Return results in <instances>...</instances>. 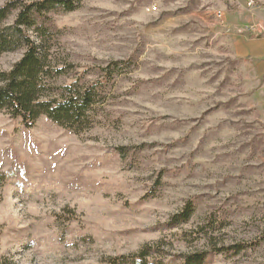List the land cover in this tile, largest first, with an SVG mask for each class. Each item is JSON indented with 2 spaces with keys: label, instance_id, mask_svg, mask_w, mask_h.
I'll use <instances>...</instances> for the list:
<instances>
[{
  "label": "rangeland",
  "instance_id": "1",
  "mask_svg": "<svg viewBox=\"0 0 264 264\" xmlns=\"http://www.w3.org/2000/svg\"><path fill=\"white\" fill-rule=\"evenodd\" d=\"M70 1L28 33L64 68L46 95L94 84L95 110L79 131L0 109V259L264 264L263 72L230 32L264 24V0Z\"/></svg>",
  "mask_w": 264,
  "mask_h": 264
},
{
  "label": "trees",
  "instance_id": "2",
  "mask_svg": "<svg viewBox=\"0 0 264 264\" xmlns=\"http://www.w3.org/2000/svg\"><path fill=\"white\" fill-rule=\"evenodd\" d=\"M59 6L74 8L70 0L30 2L11 0L0 6V24L17 10L12 23L0 26V56L21 47L25 48L21 58L8 71H0V109H5L13 117L20 118L27 127L32 126L40 115H46L66 127L76 126L80 131L95 110L91 105L94 103L96 85L91 84L81 91L79 88H74L77 86L76 83L67 84L60 86V92L57 94L47 96L46 93H53L48 87L47 78L63 73L64 68L50 67L52 60H47V50L28 33L32 26L37 29V21L40 23L45 11ZM43 34L46 37L40 34L41 37L48 40V33ZM190 215L191 208L188 204L180 213V217L186 221ZM151 249V246H146L139 252L138 258H132L130 264H139L140 257L144 258ZM207 254V252L194 253L187 257L186 263L202 264ZM116 259L113 261L120 263L125 261L124 256ZM0 264H8V262L0 259Z\"/></svg>",
  "mask_w": 264,
  "mask_h": 264
},
{
  "label": "crops",
  "instance_id": "3",
  "mask_svg": "<svg viewBox=\"0 0 264 264\" xmlns=\"http://www.w3.org/2000/svg\"><path fill=\"white\" fill-rule=\"evenodd\" d=\"M245 26V25H244ZM230 32L234 38V48L239 56L252 58V61H258L259 69L263 72L262 83L254 92L253 99L256 100L261 119L264 122V24L257 23L249 26V30L240 26H231ZM240 27V28H239ZM254 100V101H255Z\"/></svg>",
  "mask_w": 264,
  "mask_h": 264
},
{
  "label": "built area",
  "instance_id": "4",
  "mask_svg": "<svg viewBox=\"0 0 264 264\" xmlns=\"http://www.w3.org/2000/svg\"><path fill=\"white\" fill-rule=\"evenodd\" d=\"M248 3L251 5V4H254V0H248Z\"/></svg>",
  "mask_w": 264,
  "mask_h": 264
}]
</instances>
